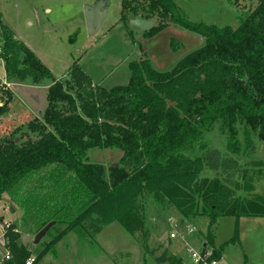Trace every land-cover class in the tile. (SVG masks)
<instances>
[{"label": "trees", "instance_id": "16d2710c", "mask_svg": "<svg viewBox=\"0 0 264 264\" xmlns=\"http://www.w3.org/2000/svg\"><path fill=\"white\" fill-rule=\"evenodd\" d=\"M256 1L253 12L242 14L233 29L192 22L174 0H122V22L159 19L145 39L171 24L202 45L166 71L157 70L148 57L131 62L129 83L110 90L93 85L75 63L69 79L53 81L48 89L42 120L29 123L28 132L36 137L0 141V203L5 196L18 200L23 188L49 191L50 199L36 202L46 211L38 233L56 222L50 232L66 223L80 237L88 224L118 223L130 234H145L139 202L147 197L188 220L208 219L209 229L224 216L264 217V199L240 194L252 191L250 182L241 183L248 171L240 161L253 163L257 152L251 139H264V0ZM0 30L8 81L39 83L52 76L1 16ZM181 45L173 43V51ZM1 91L0 118L13 99L8 88ZM214 134L222 136L225 152L210 149L207 136ZM93 147L119 149L120 166L106 169L89 162ZM206 238L212 247L211 231ZM5 239L11 258L3 264H26L31 250L20 232L9 227ZM237 241L236 233L229 243ZM225 245L212 247L211 258H221ZM156 262L183 264L176 256Z\"/></svg>", "mask_w": 264, "mask_h": 264}, {"label": "rangeland", "instance_id": "374dc122", "mask_svg": "<svg viewBox=\"0 0 264 264\" xmlns=\"http://www.w3.org/2000/svg\"><path fill=\"white\" fill-rule=\"evenodd\" d=\"M106 3L107 16L101 29L96 35L90 36L87 30L85 8L94 6L97 2ZM178 8L192 22L230 27L238 29L242 14L253 12L257 6L256 0H174ZM0 8L17 37L32 48L33 52L52 69L55 76H68L73 63L81 64L84 72L91 76L94 82H102V87L112 89L129 83V63L139 61L143 52L139 40L143 31L120 20L122 0H0ZM46 9H51L46 12ZM142 9V4H140ZM144 13L142 10L140 11ZM154 25L159 24L157 17ZM171 25V24H170ZM169 29L177 31L194 40L183 39L184 48L191 52L202 45L198 37L174 25ZM144 38V35H143ZM145 39V38H144ZM168 44L170 36L163 37ZM156 43V42H153ZM147 45L149 53L156 49ZM146 46L143 44V47ZM167 46V45H166ZM160 53V52H159ZM157 54L165 60L164 69L171 68L173 61L170 57ZM161 60V61H162ZM122 62V63H121ZM174 64V63H173ZM3 64L0 63V78L5 77ZM26 79V78H25ZM29 79V78H28ZM27 80V79H26ZM23 81V80H22ZM31 85L37 86L30 104L46 105L44 87L52 81V77L45 78L39 83L29 80ZM5 87V86H4ZM3 87V89H4ZM18 100L33 90L19 91ZM18 95V94H17ZM7 116V115H6ZM8 120L0 123V141L11 138L16 142L35 138L36 134L28 132L29 123L19 129H11ZM242 132L240 137L243 139ZM222 136L208 135L210 149L223 151ZM252 147L256 149L254 162L240 161V167L247 169L246 180L250 182L252 191L242 192L244 199H264V139L252 137ZM122 152L115 148L93 147L88 152L91 163L102 164L109 169L120 162ZM220 156L218 162H222ZM211 176V174H209ZM27 186V185H26ZM18 200H11L5 196L0 203V264L6 252L1 236L7 233V227H14L20 232L21 242L31 250L34 264H157L160 256H176L183 264H192L188 248L199 250L207 242L206 235L211 231L214 237L213 246L217 250L225 245L222 256L228 264H264V217H242L236 220L231 216L217 219L209 229V220L199 217L188 220L173 207H161L152 198H142L139 202L141 215L144 218L146 233L130 234L118 223L107 226L86 225L83 236L75 230H70L68 224L60 223L54 231L56 222L38 244L34 243L38 233L39 223L45 209H39L36 202L45 198L50 199L49 191L40 189L26 190L23 188ZM29 200V204L26 202ZM192 225V226H191ZM190 234L188 231L193 229ZM210 230V231H209ZM176 231L183 238L171 239L170 234ZM238 241L229 243L236 235ZM210 246V249H212Z\"/></svg>", "mask_w": 264, "mask_h": 264}, {"label": "crops", "instance_id": "0c3cea01", "mask_svg": "<svg viewBox=\"0 0 264 264\" xmlns=\"http://www.w3.org/2000/svg\"><path fill=\"white\" fill-rule=\"evenodd\" d=\"M46 12H50L51 9H46L45 10ZM0 16L2 17V21L5 25H7L9 27V29L12 31L13 35H14V38L22 43H24L31 52H33L32 48L27 44V42H24L23 40H20L17 35H16V32H14L11 28V25H10V22L7 21V19L5 18V15L4 13L2 12L1 8H0ZM171 25H169V27L164 30L162 33H160L159 35H157L156 37L152 38V39H144L143 38V35H144V31L142 33V37L141 39L139 40V44H141V49L143 50V52L140 53V56H139V61H142L144 58L148 57L149 59H151L152 63H153V66L157 69V70H161V69H164V68H161V67H164V63H166L165 60H162L163 58H160L162 57V54H165L167 52V55H169L170 57L173 55L174 57V60L173 61H176L177 59L179 60L180 58H182L184 55H186V53H189L185 50V48L183 47L184 44H183V39H185L186 41H190V40H194L192 38L188 39L189 36L188 35H184L182 33H179L177 31H173L172 29H169ZM177 27V26H176ZM166 36H170V39H169V42L168 44L164 41L163 37ZM1 37V36H0ZM153 42H156V43H153ZM150 43H153L152 46L149 45V47H151V49H156L155 52L156 53H159L160 56V62H157V54H155V52L153 54L149 53L148 52V48H147V45L150 44ZM173 43H180L182 44V48L179 49L178 51L174 52L173 49H172V44ZM143 44L146 45L143 47ZM167 45V46H166ZM34 53V52H33ZM35 54V53H34ZM36 57H38L37 54H35ZM38 59L41 61V63L47 68L49 69V71L51 72V77H52V81L49 83V84H46L45 87H44V90L45 93H46V96H47V93H48V89L53 85V81H59V82H63L67 79H69V75H70V71L72 69V67L69 68V73H68V76H64L63 75V79L61 78V76H55L52 72V69H50V67L46 64H44V61L42 62V59L40 57H38ZM162 60V61H161ZM178 60L176 62H172L170 63L169 65H172L171 68L178 62ZM132 62V61H131ZM135 62V61H134ZM0 63L3 64V67H4V62L3 60L0 59ZM122 63V62H121ZM174 63V64H173ZM130 64V63H129ZM74 65V63L72 64ZM78 65L81 67V64L78 63ZM82 68V67H81ZM170 68V69H171ZM83 70V69H82ZM5 71V70H4ZM84 71V70H83ZM87 74V72H85ZM131 73V72H130ZM6 74L5 73V77H3V79L0 78V84H5V87L8 88L11 93L13 94V99H12V102L11 104L9 105V112L7 114H5L4 116H2L0 118V123L3 122L4 120H8L12 126H11V129L13 130H17L23 126H26L28 123H30L31 121L35 120V119H38V120H42V117L45 113V111H47V106H48V100H47V97H46V105H45V108L44 110L42 111V108L41 106H38L36 104L33 103L30 104L29 100H32L35 93H37V86H33L31 85V83H29L30 79H25V80H18V79H14L12 81H8L7 78H6ZM88 75V74H87ZM89 76V75H88ZM131 77V75H130ZM90 79L92 80L91 76H90ZM102 82H104V80H102L101 82H94L92 80V83L93 85L95 86H99V87H102ZM104 88V87H102ZM26 90V89H29V90H33L34 92H29L26 97H23L22 100H18V97H19V94L20 92L19 91H22V90ZM106 89V88H105ZM107 90H110V89H107ZM18 94V95H17ZM18 96V97H17ZM7 115V116H6ZM192 226V225H191ZM193 228H196L195 226ZM216 249V248H214ZM223 257V256H222Z\"/></svg>", "mask_w": 264, "mask_h": 264}, {"label": "water", "instance_id": "95a60500", "mask_svg": "<svg viewBox=\"0 0 264 264\" xmlns=\"http://www.w3.org/2000/svg\"><path fill=\"white\" fill-rule=\"evenodd\" d=\"M105 6H106V3L104 1H101L99 3L97 2L93 7L87 6L85 8L86 25H87V30L90 36L96 35L101 29V26L103 25L102 23L107 16V10ZM130 25L131 26L133 25V27L146 32V31H149L154 26V21L144 20L141 18H134L130 21ZM0 36H1V30H0ZM114 165L115 167L120 166L118 165V163ZM53 225H54V222L49 223L46 227H44L39 232V234L36 235L34 243L38 244L41 241V239L46 234H48L47 232L51 229Z\"/></svg>", "mask_w": 264, "mask_h": 264}, {"label": "built area", "instance_id": "2783aa9c", "mask_svg": "<svg viewBox=\"0 0 264 264\" xmlns=\"http://www.w3.org/2000/svg\"><path fill=\"white\" fill-rule=\"evenodd\" d=\"M2 48L3 45L0 43V56H1V52H2ZM5 86V84H0V105H3V101L1 98V89ZM9 228V227H7ZM194 231L193 229H190L188 232L191 234ZM6 234V233H5ZM5 234L1 236V241L3 242V244H6V239H5ZM171 239H176V238H181L185 243L186 240L185 238H183L181 236V234H179L176 231H173L170 234ZM188 253L191 255V260H192V264H228L223 257L219 258V259H215V258H211L213 257V250H211L210 248H208L205 244L202 245V248H200L199 250H194L191 247L188 248ZM11 258V255L9 253V251L6 249V252L4 254L3 257V261L4 260H9ZM36 261L35 258L31 257L30 259H28V261L26 262V264H34Z\"/></svg>", "mask_w": 264, "mask_h": 264}]
</instances>
